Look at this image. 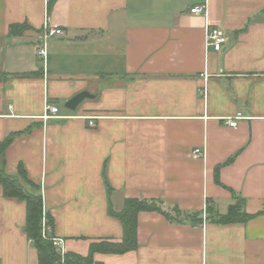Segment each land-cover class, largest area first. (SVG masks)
<instances>
[{
    "label": "crops",
    "instance_id": "obj_1",
    "mask_svg": "<svg viewBox=\"0 0 264 264\" xmlns=\"http://www.w3.org/2000/svg\"><path fill=\"white\" fill-rule=\"evenodd\" d=\"M199 4L207 17L190 13ZM14 25L25 28L10 36ZM45 25L64 36L48 40L44 67ZM208 25L227 34L221 52ZM9 134L5 170L39 187L65 254L120 242L110 208L139 199L202 221L141 212L137 248L93 264H264V0H0V142ZM238 200L247 222L206 220ZM26 212L0 186V264H39Z\"/></svg>",
    "mask_w": 264,
    "mask_h": 264
},
{
    "label": "trees",
    "instance_id": "obj_2",
    "mask_svg": "<svg viewBox=\"0 0 264 264\" xmlns=\"http://www.w3.org/2000/svg\"><path fill=\"white\" fill-rule=\"evenodd\" d=\"M25 26L14 25L10 27V36L18 35ZM16 134H9L0 142V186L5 197L17 198L26 203L27 214L24 232L37 250L39 264H93L96 253L102 254H125L137 248V217L141 212L161 213L171 222L192 221L200 222L197 213L184 214L178 209L173 213L163 209L160 202L139 199H126L120 212L110 208V215L118 219L123 227L124 236L120 242L102 240L90 246V253L86 257L75 254H65L62 257L53 243L42 236V219L44 216L43 197L39 187L28 179L24 169L20 166L18 175H10L5 170V153ZM231 158L226 164L231 162ZM218 166L215 170V181L220 184ZM109 190L110 187H109ZM48 223L53 228L54 220L50 214H46ZM251 218L243 212L242 201L231 206L225 215H208L206 220L216 224L245 223Z\"/></svg>",
    "mask_w": 264,
    "mask_h": 264
},
{
    "label": "built area",
    "instance_id": "obj_3",
    "mask_svg": "<svg viewBox=\"0 0 264 264\" xmlns=\"http://www.w3.org/2000/svg\"><path fill=\"white\" fill-rule=\"evenodd\" d=\"M190 13L194 16L207 17L208 15L207 4H199V5L193 6L190 9ZM63 36H64V32L61 29L51 28L48 25L44 26V29L41 35V41L37 48L38 59L42 62L44 67H45L46 58L48 55V51H47L48 40L53 37H63ZM227 42H228V38L224 30L217 28V27L209 26V25L207 26L206 44L209 48H211L215 52H221L224 46H226ZM205 78H207V76H205ZM57 114H58V109L55 106L46 105L45 114L43 118L45 120H48L50 118H58ZM242 119H245V117L241 113H239L235 117L227 118L225 120V124L232 128H236L238 125V121ZM90 126L94 127L95 123L90 122ZM193 155L198 158L203 157L204 151L202 149H196L194 150ZM51 233H52V227L48 223V220L46 218V212L44 211V216L42 219V236L45 239L50 240L55 246L57 252L62 257H64L65 256L64 241L59 238L51 236Z\"/></svg>",
    "mask_w": 264,
    "mask_h": 264
},
{
    "label": "water",
    "instance_id": "obj_4",
    "mask_svg": "<svg viewBox=\"0 0 264 264\" xmlns=\"http://www.w3.org/2000/svg\"><path fill=\"white\" fill-rule=\"evenodd\" d=\"M92 96L90 94H88L87 92H82L80 94H78L77 96H75L74 98H72L71 100H69L65 107L69 110L75 111L77 109V107L85 100L88 98H91Z\"/></svg>",
    "mask_w": 264,
    "mask_h": 264
}]
</instances>
